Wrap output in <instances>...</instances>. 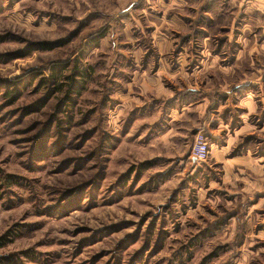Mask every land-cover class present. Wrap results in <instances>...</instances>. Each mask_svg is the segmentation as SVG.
Here are the masks:
<instances>
[{
  "label": "rangeland",
  "instance_id": "obj_1",
  "mask_svg": "<svg viewBox=\"0 0 264 264\" xmlns=\"http://www.w3.org/2000/svg\"><path fill=\"white\" fill-rule=\"evenodd\" d=\"M162 1L0 0V81L21 83L17 100L0 99V264H264V159L257 173L229 161L247 155L258 123L243 117L245 93L220 95L264 68L236 57L243 43L218 25L216 2ZM160 68L187 75L162 76L167 104L182 108L195 83L193 95L207 85L224 97V164L191 157L199 134L210 151L219 138L197 111L177 117L171 143L159 138L168 98L138 78Z\"/></svg>",
  "mask_w": 264,
  "mask_h": 264
},
{
  "label": "crops",
  "instance_id": "obj_2",
  "mask_svg": "<svg viewBox=\"0 0 264 264\" xmlns=\"http://www.w3.org/2000/svg\"><path fill=\"white\" fill-rule=\"evenodd\" d=\"M195 2L199 3L202 8H210L211 3L216 2L217 8L222 9L221 12H218L217 14L218 25L222 26L221 29L224 28L223 30L227 27L229 28L228 25H230L234 34V40L238 43L240 41L243 43L242 46H237L236 57H245L247 55L245 53H248V57L252 60V64H260V68H264V0H169L168 5L169 8L182 10L187 7H192ZM158 3L161 6H163L162 3L164 5L166 4L162 0H158ZM203 14L206 15L207 13L204 12ZM210 14L211 13H208L206 16L209 19L212 17ZM209 22L211 21L209 20L207 23ZM224 37L225 36L222 38ZM245 41L249 43L244 44ZM246 46H248V48ZM200 73V71L194 72L192 77ZM252 74L254 75L253 77H246L232 86L220 87L222 91L220 95L228 96L229 98L226 100V103H229L230 99L233 98L232 96H241V94L245 93L244 99L239 98L240 105H243V107H245L244 109L247 111L243 113V117L247 115L249 121L256 120L258 126H254L249 131V134L252 137L254 136V141L253 144L245 147L248 152L247 155L243 156V158L235 157L229 159V161L234 162L233 165H235V167L233 169L249 165L250 167H253L251 168V171L257 173L258 168H262L261 163L264 159V69L257 68L256 71L253 70ZM162 76L170 80H173L175 77H187L183 70L172 71L170 68H160L153 76L146 75L139 76L138 78L140 82H142V88L145 92L151 91L157 97L161 98V96L164 95L163 97L168 98L162 103V105L157 104V113H159L160 116L164 114V118L166 119L163 120V122L167 123L165 128H160L157 132L159 138L161 140L166 139L168 143H171V140H174L177 137V131L172 125L178 120L177 117L183 116L190 111H197L201 113L203 120H209L210 125L214 123L212 130L215 132V135H218L215 136V138H219L217 140V150L210 151L209 155H211V158L224 164V154L231 148V145L230 143L226 144V142H224V145H222V148L220 149L218 144H220L221 138H223V133L225 134L226 131L229 132V126H231L230 121L232 120V118L228 119L227 121H229V123L227 125L223 122L225 119L224 114H226L227 109L230 108L225 106L226 108L224 112H222V108L224 107L222 106V100L224 97L221 98L219 95H215V92L211 93V88L207 85L201 87V93L199 95H193L192 92L199 90L197 86L198 83H195L186 86L187 92H190L191 95H189L188 102H185L182 105V108H180V105L167 104L166 101L172 100L173 95L164 90L161 80ZM248 78L251 80L249 81ZM245 88L247 91L244 90ZM217 94H219V92ZM241 107L239 110H241ZM205 112L206 114H212V118L208 116L209 119H205ZM231 113H233V111ZM246 124L250 125V123H246V120L244 119L242 127H236V130L228 138L234 140L237 135H242L240 134L241 130L246 127ZM161 126H164L163 123ZM253 150L255 151V155H261L260 159L258 157L253 158L251 155ZM225 165V167L233 170L227 166L226 163Z\"/></svg>",
  "mask_w": 264,
  "mask_h": 264
},
{
  "label": "trees",
  "instance_id": "obj_3",
  "mask_svg": "<svg viewBox=\"0 0 264 264\" xmlns=\"http://www.w3.org/2000/svg\"><path fill=\"white\" fill-rule=\"evenodd\" d=\"M50 47H52V45L50 46L49 44H43V45L41 44L39 49L49 50ZM59 71H60V69H54V75L55 76L58 75ZM75 73H76L75 77L76 78H80V79H79V81L76 80V82L73 81V82L69 83V85L72 88L75 86V89H79V87H78L79 83L81 85L82 81L84 79H86L88 74L86 72L82 71V70H77ZM68 79L72 80L74 78H72V76H70V77H68ZM41 81H45V80H41ZM19 85H21V83L17 84V83H14L13 81H10V80H2V81H0V99L5 97L7 99H14V100L16 99L17 100V98L19 97V94H18L19 89H20ZM22 85H25V84H22ZM56 89H57L56 93H58V91H60L61 88H60V86H58ZM70 93H72V92H70ZM46 102H47V99L46 100H39L35 104V106L32 107L34 110L33 109L32 110L31 109H26L23 112L22 116L26 117V116H29L32 113H35V112H38V111L42 110L45 107ZM47 135H48V131H47V129H44L43 132H41V134L39 135V137L37 139V142L42 141V140H43V142L39 143L38 145H42V146L44 145V143H45V141L47 139ZM8 182L11 185H15V182H13L11 180H9ZM4 240H8L7 237L0 239V248L4 247V244H6L4 242Z\"/></svg>",
  "mask_w": 264,
  "mask_h": 264
},
{
  "label": "built area",
  "instance_id": "obj_4",
  "mask_svg": "<svg viewBox=\"0 0 264 264\" xmlns=\"http://www.w3.org/2000/svg\"><path fill=\"white\" fill-rule=\"evenodd\" d=\"M210 148L207 139L199 134L192 148L191 157L199 162H206L209 158Z\"/></svg>",
  "mask_w": 264,
  "mask_h": 264
}]
</instances>
